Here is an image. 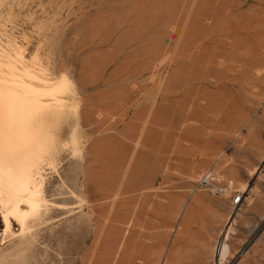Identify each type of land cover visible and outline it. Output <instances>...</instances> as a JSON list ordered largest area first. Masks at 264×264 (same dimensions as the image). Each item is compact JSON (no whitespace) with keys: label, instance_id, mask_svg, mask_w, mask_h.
<instances>
[{"label":"rangeland","instance_id":"1","mask_svg":"<svg viewBox=\"0 0 264 264\" xmlns=\"http://www.w3.org/2000/svg\"><path fill=\"white\" fill-rule=\"evenodd\" d=\"M0 17L67 75L53 125L81 136L44 173L67 212L18 256L0 215V264H264V0H0Z\"/></svg>","mask_w":264,"mask_h":264},{"label":"bare ground","instance_id":"2","mask_svg":"<svg viewBox=\"0 0 264 264\" xmlns=\"http://www.w3.org/2000/svg\"><path fill=\"white\" fill-rule=\"evenodd\" d=\"M2 36L0 37V215L4 230L1 244L5 243L8 237L18 238V250L13 248L18 256L24 248L33 245V239L37 235L35 230L48 221L46 217L50 211L67 212L65 204L46 198L44 173L47 169L58 172L57 158L67 147L71 148L74 154H78L81 136L75 127L71 131L70 139L63 141L53 125L55 121L64 119L67 114L66 108L69 104L67 105V100L61 96L62 93L64 95L70 90L67 75L61 73L56 80H53L48 66L38 52L27 57L23 46L25 44L9 34ZM25 41L28 43L29 37H25ZM15 225L18 226L17 230ZM230 252V246L223 239L219 248L220 259L225 258Z\"/></svg>","mask_w":264,"mask_h":264},{"label":"built area","instance_id":"3","mask_svg":"<svg viewBox=\"0 0 264 264\" xmlns=\"http://www.w3.org/2000/svg\"><path fill=\"white\" fill-rule=\"evenodd\" d=\"M201 181L208 182L206 178H203ZM240 200H241V198L239 196L237 197V199H234L235 202H239Z\"/></svg>","mask_w":264,"mask_h":264}]
</instances>
